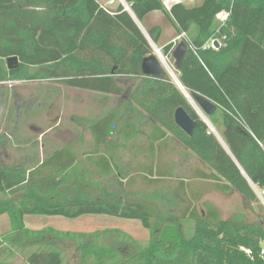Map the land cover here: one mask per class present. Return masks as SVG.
I'll return each mask as SVG.
<instances>
[{
  "label": "trees",
  "instance_id": "trees-1",
  "mask_svg": "<svg viewBox=\"0 0 264 264\" xmlns=\"http://www.w3.org/2000/svg\"><path fill=\"white\" fill-rule=\"evenodd\" d=\"M126 1L141 20L153 10L166 12L163 0ZM166 13L192 46L175 74L193 96L202 93L218 105L207 117L231 154L168 74L156 78L143 73L142 60L154 49L121 3L110 9L97 0H0V83L56 80L99 92L107 101L128 90L120 77L135 82L123 113H105L91 125L93 149L79 155L75 144L69 143L34 164L0 165V194L5 198L0 201V215L11 217L9 241H17L21 232L25 237L42 234L25 226L26 215L75 219L100 214L138 219L151 238L145 246L134 241L125 254L90 243L83 250L86 264L90 256L97 264H109L108 259L115 264H264L259 253L264 209L254 222L240 213L225 219L212 202L199 206L203 194L192 179L180 182L175 193L164 194L167 200L162 206L152 195L131 197L103 185L113 180L125 190L139 176L155 184L170 178L172 169L160 158L169 142L177 139L211 168L194 177L212 181L224 193L237 190L260 202L253 185L264 190V0H204L197 6L178 1ZM222 13L227 14L224 20L218 17ZM150 34L158 42L160 27L153 26ZM211 39L218 47H206ZM173 46L163 48L171 59ZM10 57H17L18 66L9 67ZM10 97L8 88L0 85V112ZM178 107L197 122L192 135L176 124ZM147 116L160 124L143 151L149 162L139 163L137 172L125 171L116 162L119 146L124 144L113 137L124 118L127 135L137 137L136 124L143 125ZM4 142L0 119V143ZM175 204L184 206L180 215L172 213ZM185 222L194 224L190 236L185 234ZM63 261L61 250L44 246L31 252L24 263L0 259V264Z\"/></svg>",
  "mask_w": 264,
  "mask_h": 264
},
{
  "label": "rangeland",
  "instance_id": "rangeland-1",
  "mask_svg": "<svg viewBox=\"0 0 264 264\" xmlns=\"http://www.w3.org/2000/svg\"><path fill=\"white\" fill-rule=\"evenodd\" d=\"M224 14L223 19L227 17V14ZM150 41L155 52L157 46L152 38ZM162 54L169 62L170 69L176 73L175 59L168 58L163 51ZM167 74L174 82L173 77L169 73ZM0 85L7 87L11 93L9 104L3 107L0 112L1 132L4 135V141H6V144L0 143L1 164H13L18 156L27 160L29 153L33 154V148H36L40 157H47L52 152L53 144L56 149L68 142L78 141L79 133H81L82 139H79L81 141L77 143L78 152L82 154L85 150H91L93 148V135L87 123L81 124L82 121L79 119L81 111L87 109L89 117L86 118L95 119L96 115L114 111L111 108L117 104L116 96H111L107 101L101 102L99 100L101 94L67 86L56 80H15L0 83ZM16 116L18 126L14 125ZM154 123V119L147 116L146 122L142 125L143 132L139 133L138 138L129 144L133 148L121 150L124 161H136L137 157L132 156H139L142 154L141 148L146 149L150 142V133L153 131ZM211 124H209L211 131L214 130L225 148L230 151L221 133ZM52 127L53 129L49 130ZM47 129L49 130L48 133L42 136L41 132H46ZM33 138L36 139L33 140ZM143 154L148 156L147 153L143 152ZM160 162L172 169V176L157 184L147 183L145 179L139 176L134 184L129 185L125 190H120V187L114 185L113 180H109L103 185L104 187L107 185L114 192H122L123 195H130L131 197L142 198L152 195L158 205L162 206L163 200H167L165 196L163 197L164 194L175 193L180 182L192 179L194 186L203 194L199 206L202 205L203 201H210L218 207L225 219L239 213L243 214L248 222L257 221L260 218L264 209V200L258 193L260 202H253L237 190L224 193L215 189L212 181H202L194 177L196 172L200 170L211 172V168L177 139L169 142V145L164 149ZM122 165L125 171L131 168L137 172V167L140 164L124 162ZM95 179L100 180L99 177ZM253 187L256 191V186L253 185ZM3 199L5 198L0 194V201ZM183 208L182 204L180 206L175 204L172 206V213L180 215ZM24 223L30 230L41 231L42 234L33 232L32 236L25 237L21 232V234L16 235L17 241L20 242L9 241L7 237L11 235L10 232L12 233L11 217L8 213L0 217V259L24 263L31 252L45 246L48 249L61 250L64 257L63 264H86L83 259L85 245L92 243L98 248L100 246L110 247L118 254H125L127 250L135 246V242L145 246L151 238L150 230L146 229L140 220L111 215L89 214L75 219L63 216L26 215ZM193 225V222L184 223L186 235L192 234ZM55 231L70 233L71 235H58ZM97 232H101V234L94 235ZM123 249H125L124 252ZM94 258L88 257V264H97ZM108 260L107 263L115 264L112 260Z\"/></svg>",
  "mask_w": 264,
  "mask_h": 264
},
{
  "label": "crops",
  "instance_id": "crops-1",
  "mask_svg": "<svg viewBox=\"0 0 264 264\" xmlns=\"http://www.w3.org/2000/svg\"><path fill=\"white\" fill-rule=\"evenodd\" d=\"M97 1L100 2V4H103V5L107 6L110 9L116 8L119 5V3H120L119 0H116V2L113 3V4H109L110 0H97ZM163 1H164V4H165V7H166V12H168V11H170L171 6L175 2H178V1H181V0H163ZM203 1L204 0H184L182 2L184 4H186L187 6H197V5H200ZM166 12L163 11V10H153V11L149 12L145 16L144 19L141 20V19L137 18L136 15L134 14V12L132 11V14H133V17L135 18V21L137 22V24L139 25V27L141 28V30L144 32V34L146 35V37L149 39V41H150V38H152V40L156 44V46L158 48H160L162 51H163V48L167 44H170V43H173L174 44V46H173V50H174L176 48V46L178 45V43L181 40L184 39L181 36L183 33L182 34H179L178 33V31H177L174 23L171 21V19L169 18V16L167 15ZM224 15H225L224 13L220 14L218 16L219 19L220 20H224L223 19L224 18ZM156 25H158L160 27V29H161V35L159 37L158 42H155L154 39H153V37L150 34V29L153 26H156ZM119 80H120V83L121 84L126 83V84H123V85L128 90L125 93L121 94V95H111V96H116L117 97V104L113 108H111V109H114V111L118 110V111H121L123 113L124 112V109L127 106V103H129L128 100L130 99V97H129L130 90L135 86L134 85L135 82H134V80L132 78L131 79H127L126 77H120ZM174 83L176 84L175 80H174ZM3 87H5V86H3ZM5 88H7V87H5ZM82 90H85V89H82ZM94 93L101 94L99 92H94ZM10 96H11V93H10ZM10 99H11V97H10ZM99 100L102 102L103 101L102 97ZM98 106H99V104H98ZM80 114L81 115H80L79 119H80V121H82V123L81 122L80 123L81 124L87 123L88 124V128H89L90 131H91V125L94 124L95 122H97L101 117H103L105 115V113H104L102 115H96L95 116L96 117L95 119H89V118H86V117H89V113L87 112V109H85L84 111H81ZM81 117H82V119H81ZM88 119H89V123L87 122ZM14 121H15L14 122V125H17L18 126L17 116L15 117ZM126 121L127 120L124 118L123 121L121 122V124L118 125L117 132H116V134L113 137L120 144L121 143L124 144V147L119 146V149L120 150L116 154L117 155L116 156V162H118L120 164H123L124 162H129V163H132V162H137V163L149 162V157L148 156L146 157L143 154V151H144L143 149H145V148H141V151H142V154L141 155H139V156H136V155L132 156V157H137L136 161H132V160L124 161L122 159L123 153H121V150L122 149H129L131 147L129 145V144H131L130 142L132 140H136L138 138V136L140 135L139 134L137 137H130V136H128L127 134L129 133V129L128 130H124V127L126 126ZM80 123H78V124H80ZM136 125L140 128V132L139 133H142L143 132L142 131V125L141 126L139 124H136ZM51 129H53V127L50 128L49 130H51ZM158 129L160 130V124L155 121L152 130H158ZM49 130L47 129L46 132H41V135L42 136L43 135H46ZM122 131H124V134L122 133ZM14 132H15V129H14ZM91 133H92V131H91ZM78 135H79L78 141H74L73 143L75 144L74 146L76 148L77 153H79V155H81L80 152H78V145H77V143H80L81 140H79V139H82V137H80L81 136V133H79ZM35 139L36 138H33V140H35ZM70 142H72V141H70ZM4 144H6V141L4 142ZM68 144H69V142L67 144L61 146V147L56 148V149L62 148L64 146L68 145ZM53 145H52V152L51 153H53L56 150ZM94 145H95V141H94V136H93V147H94ZM55 146L57 147V145H55ZM131 148H133V147H131ZM33 151H34L33 154L30 152L28 156L26 155L27 156V160H23L22 158H20L17 155L18 157L16 156L17 158L15 159L14 163L13 164H10V165H16V164H21V163H29V164L36 163L38 161V158L40 157V155H39V152L36 151V148H33ZM42 151H43V149H42ZM85 151H88V150H85ZM44 158L43 157H40L41 160H43ZM144 158H146V159H144ZM5 164H8V163H5ZM0 165H4V164H1L0 163ZM256 188L260 189L257 186H256ZM3 215L4 214L0 215V217H2Z\"/></svg>",
  "mask_w": 264,
  "mask_h": 264
},
{
  "label": "water",
  "instance_id": "water-1",
  "mask_svg": "<svg viewBox=\"0 0 264 264\" xmlns=\"http://www.w3.org/2000/svg\"><path fill=\"white\" fill-rule=\"evenodd\" d=\"M181 1H184V0H181ZM127 10L132 14V10H130V9H127ZM218 45H219L218 42H215V47H218ZM189 47L190 46H189L188 41L186 39H183L178 43L176 48L173 50L172 57L176 61V68H178L179 65L182 63L184 57L186 56V54L189 50ZM8 62H9V67H11V68L18 66V64H19L17 57H10L8 59ZM142 71L145 75L156 77V78H160L164 74L169 73L167 70V67L164 63V60L156 52V49H155V52L153 54H150V55L143 58V60H142ZM170 75L172 76V74H170ZM175 82L178 85L179 89L181 90L182 84L179 81V79ZM194 99L196 100L198 105L201 107V109L206 113V115H212L218 109V105L214 101L210 100L208 97L203 95L202 93L196 92L194 94ZM194 109L198 112V110L195 107H194ZM175 122L182 130H184L189 135L193 134V131L197 125V122L189 115V113L185 110L184 107H178L176 109ZM212 131H213V129H212ZM228 152L231 154L230 151H228Z\"/></svg>",
  "mask_w": 264,
  "mask_h": 264
},
{
  "label": "built area",
  "instance_id": "built-area-1",
  "mask_svg": "<svg viewBox=\"0 0 264 264\" xmlns=\"http://www.w3.org/2000/svg\"><path fill=\"white\" fill-rule=\"evenodd\" d=\"M120 1V3L125 7V9H130L131 10V7H130V5L128 4V2L126 1V0H119ZM116 2V0H110V2H109V4H113V3H115ZM103 5V4H102ZM105 6V5H104ZM106 8H107V6H105ZM183 38H185L187 41H188V43H189V46H191V43H190V41H189V39L187 38V36H186V34L185 33H183L182 35H181ZM209 47V46H213V47H215V41L214 40H212L211 39V41H210V43L209 44H207L206 45V47ZM192 47V46H191ZM156 52L161 56V58L163 59L164 58V56H163V54H162V50L160 49V48H157L156 47ZM164 60V59H163ZM256 192L259 194V196L260 197H262L263 198V200H264V190H261V189H256ZM246 252H247V254L248 255H251V250L250 249H246ZM260 256L262 257V259L264 260V242H262V246H261V248H260Z\"/></svg>",
  "mask_w": 264,
  "mask_h": 264
},
{
  "label": "bare ground",
  "instance_id": "bare-ground-1",
  "mask_svg": "<svg viewBox=\"0 0 264 264\" xmlns=\"http://www.w3.org/2000/svg\"><path fill=\"white\" fill-rule=\"evenodd\" d=\"M158 48V47H157ZM164 59V63L167 67V70L169 71L170 74H172V77L175 81L178 80L176 74L174 73V71L172 69H170L171 67L169 66V62L165 59ZM181 90L182 92L184 93V95L187 97V99L190 101V103L195 106V108L197 110H199L198 112L200 113V115L202 116V118L208 123V124H211L209 118L207 117L206 113L201 109V107L198 105V103L196 102V100L194 99V96L189 93V91L183 86L181 85ZM212 125V124H211ZM214 131V130H213ZM215 133V132H214ZM216 134V133H215ZM217 135V134H216ZM218 136V135H217ZM220 139V137H218Z\"/></svg>",
  "mask_w": 264,
  "mask_h": 264
}]
</instances>
